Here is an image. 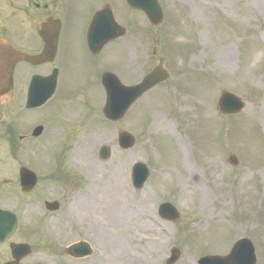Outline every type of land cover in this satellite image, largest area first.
<instances>
[{
	"label": "rangeland",
	"instance_id": "obj_1",
	"mask_svg": "<svg viewBox=\"0 0 264 264\" xmlns=\"http://www.w3.org/2000/svg\"><path fill=\"white\" fill-rule=\"evenodd\" d=\"M102 1H73L76 31ZM160 1L166 16L160 31L167 45L161 51L170 60L167 82L114 124L98 121L104 97L93 77L89 85L62 90L48 103L58 124L51 135L59 146H52L48 158L56 153L58 166L81 181V190L64 204L65 226L75 227L96 247L92 264L105 263L103 258L110 264H163L170 246L180 248L175 264H196L201 255L226 253L234 236L249 238L256 264H264V0ZM112 6L118 20L128 15L122 0H112ZM150 46L136 53L137 59L129 52L127 64L114 44L93 66L78 43L68 55L78 72L110 68L134 82L156 63ZM222 90L243 99L239 113L217 112ZM118 130L135 136L131 149L118 147ZM102 144L111 148L109 160L98 157ZM230 154L237 157L236 165L228 162ZM136 160L150 168L139 191L129 175ZM114 194L123 209H113ZM163 201L178 210L177 221L158 216Z\"/></svg>",
	"mask_w": 264,
	"mask_h": 264
},
{
	"label": "flooded vegetation",
	"instance_id": "obj_2",
	"mask_svg": "<svg viewBox=\"0 0 264 264\" xmlns=\"http://www.w3.org/2000/svg\"><path fill=\"white\" fill-rule=\"evenodd\" d=\"M73 1L0 0V52L4 48L7 52L17 50L28 55L26 61L15 65L12 90L0 97V210H11L17 225L8 238L0 241V264H92L97 252L75 227L65 226L67 221L60 210L50 211L44 206L51 200L58 201L61 206L67 196L73 200L81 181H76L64 166L47 160L51 129L55 130L58 125L51 119L48 101L39 107H26L27 90L35 76L39 77L35 81L39 83H51L54 77V94L58 92V97L62 90L89 85L90 77L100 84L101 74L112 71L110 68L94 71L90 67L88 71L78 72L68 55L72 45L78 43L93 66L104 49L117 41L106 43L93 53L87 33L98 5L84 16V24L78 32L74 29ZM126 28L127 41L116 44L117 50L126 56L125 61L129 52L137 59L135 54L144 53L146 44L151 45L153 54L157 52L161 35L142 36L138 21L134 19L127 20ZM150 30L153 31L152 27ZM81 31L82 35L78 34ZM37 126H41V130L34 135ZM23 167L36 176V184L26 194L21 192L19 180ZM68 234H73L72 242L86 241L90 253L77 257L68 255L66 249L72 243L67 239ZM103 245L106 249L107 242ZM102 260L103 264L111 263Z\"/></svg>",
	"mask_w": 264,
	"mask_h": 264
},
{
	"label": "water",
	"instance_id": "obj_3",
	"mask_svg": "<svg viewBox=\"0 0 264 264\" xmlns=\"http://www.w3.org/2000/svg\"><path fill=\"white\" fill-rule=\"evenodd\" d=\"M128 4L137 9L143 10L151 22L159 23L161 21V10L159 5L157 4L156 0H127ZM112 22V23H111ZM103 26L111 28L109 32V36L113 37L114 35H119L120 32H116L113 26H116V23L113 21L112 16L103 24L101 20L100 13L95 17L94 23V36L96 38H100L102 36L101 28ZM18 57H21L20 54H17ZM16 57V56H15ZM6 68V67H5ZM10 71L12 72V65L10 67ZM7 75L9 82H10V74ZM166 78V72L164 69L159 65L156 67L152 72L147 74L141 82L134 86H121L118 84L117 79L115 76L109 77V79H105L108 81L106 83V92H107V101L105 107L103 109L104 114L106 117L110 119H118L120 118L128 107L148 88L155 85L157 82L164 80ZM7 78L3 79L6 82ZM8 82V83H9ZM218 110L221 113H234L238 112L243 107V102L236 97L235 95L229 92H222L218 104ZM119 144L121 147L128 149L134 144V137L126 132L119 133ZM100 157L102 159H107L109 157V148L106 145L101 146L99 151ZM232 162H235L234 158H231ZM26 176V175H25ZM148 176L147 168L141 163H134L132 166V181L134 186L139 189L145 182ZM27 177V176H26ZM28 178V177H27ZM22 185H28L27 179L22 177ZM160 214L169 219L177 218V213L173 210V208L169 204H163L160 207ZM175 250H173V256L170 259L171 262L175 261L177 255L175 254ZM237 258L242 260L241 264H254L255 263V256L253 253L252 246L246 240H241L235 246V249L231 251L228 260L226 262L220 261L217 257H205L199 260L200 264H236L234 258L235 254Z\"/></svg>",
	"mask_w": 264,
	"mask_h": 264
},
{
	"label": "bare ground",
	"instance_id": "obj_4",
	"mask_svg": "<svg viewBox=\"0 0 264 264\" xmlns=\"http://www.w3.org/2000/svg\"><path fill=\"white\" fill-rule=\"evenodd\" d=\"M229 55L228 53L225 54V58H223L224 61H228V58ZM179 140V139H178ZM179 142L181 143V141L179 140ZM183 146V145H182ZM188 162V158H187V155L184 156V163H187ZM116 189L118 188V185L116 184L115 185ZM119 194H114L112 197H113V209L116 210V208H120V209H123V205L119 203Z\"/></svg>",
	"mask_w": 264,
	"mask_h": 264
}]
</instances>
